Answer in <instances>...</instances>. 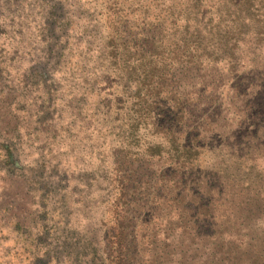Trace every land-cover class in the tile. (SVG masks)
<instances>
[{
  "label": "rangeland",
  "instance_id": "1",
  "mask_svg": "<svg viewBox=\"0 0 264 264\" xmlns=\"http://www.w3.org/2000/svg\"><path fill=\"white\" fill-rule=\"evenodd\" d=\"M0 143L50 264H264V0H0ZM34 194L0 172V264Z\"/></svg>",
  "mask_w": 264,
  "mask_h": 264
},
{
  "label": "trees",
  "instance_id": "2",
  "mask_svg": "<svg viewBox=\"0 0 264 264\" xmlns=\"http://www.w3.org/2000/svg\"><path fill=\"white\" fill-rule=\"evenodd\" d=\"M21 171V167L17 164V161L14 159V150L9 144L0 143V172L7 173L8 176L23 179L26 185L33 184L34 192L33 195L35 198L37 197L36 202V210L34 213V218L39 220L38 233L34 234L31 231L30 236L31 240L38 241V249L33 253L34 257L31 258L26 264H50L51 261H56L60 256V249L57 246H52L53 241L55 244L59 242L61 239V235H51L49 229L47 228L48 223H50L47 216V199H48V191H44L39 187L41 186V182L38 180H29L28 177L19 173ZM47 194L44 196V194ZM11 224V223H10ZM15 223L12 225L14 226ZM17 224V223H16ZM50 237H53L50 241ZM48 247L50 251H46L45 247Z\"/></svg>",
  "mask_w": 264,
  "mask_h": 264
}]
</instances>
